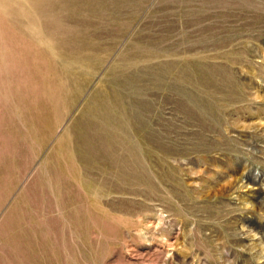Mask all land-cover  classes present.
Segmentation results:
<instances>
[{"label":"rangeland","instance_id":"374dc122","mask_svg":"<svg viewBox=\"0 0 264 264\" xmlns=\"http://www.w3.org/2000/svg\"><path fill=\"white\" fill-rule=\"evenodd\" d=\"M0 264H264V0H0Z\"/></svg>","mask_w":264,"mask_h":264}]
</instances>
